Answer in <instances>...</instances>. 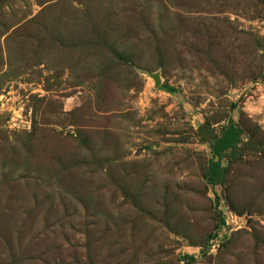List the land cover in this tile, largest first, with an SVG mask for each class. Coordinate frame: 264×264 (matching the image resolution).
Wrapping results in <instances>:
<instances>
[{"label":"rangeland","instance_id":"1","mask_svg":"<svg viewBox=\"0 0 264 264\" xmlns=\"http://www.w3.org/2000/svg\"><path fill=\"white\" fill-rule=\"evenodd\" d=\"M263 76L264 0H0V264H264Z\"/></svg>","mask_w":264,"mask_h":264},{"label":"trees","instance_id":"2","mask_svg":"<svg viewBox=\"0 0 264 264\" xmlns=\"http://www.w3.org/2000/svg\"><path fill=\"white\" fill-rule=\"evenodd\" d=\"M264 78V76H263ZM240 141L239 129L234 122L229 121L220 136L211 144V152L217 160L211 162L210 181H218L221 176L220 160L228 150H234Z\"/></svg>","mask_w":264,"mask_h":264}]
</instances>
